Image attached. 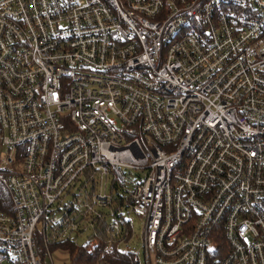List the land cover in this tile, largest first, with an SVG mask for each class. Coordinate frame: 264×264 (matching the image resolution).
I'll return each instance as SVG.
<instances>
[{"label":"built area","instance_id":"obj_1","mask_svg":"<svg viewBox=\"0 0 264 264\" xmlns=\"http://www.w3.org/2000/svg\"><path fill=\"white\" fill-rule=\"evenodd\" d=\"M0 188V264H264V0H0Z\"/></svg>","mask_w":264,"mask_h":264},{"label":"trees","instance_id":"obj_2","mask_svg":"<svg viewBox=\"0 0 264 264\" xmlns=\"http://www.w3.org/2000/svg\"><path fill=\"white\" fill-rule=\"evenodd\" d=\"M7 197L0 188V207H5ZM5 202V203H4ZM97 235L84 245H78L73 240H65L53 247H60L68 253L70 264H96L98 256L104 253L105 233L102 229H97ZM103 261L106 264H141L140 260L133 254H123L118 252L104 253Z\"/></svg>","mask_w":264,"mask_h":264},{"label":"rangeland","instance_id":"obj_3","mask_svg":"<svg viewBox=\"0 0 264 264\" xmlns=\"http://www.w3.org/2000/svg\"><path fill=\"white\" fill-rule=\"evenodd\" d=\"M5 152H6V150L3 149V153H5ZM138 174H139L138 172H131L130 174H128V176L130 177L131 180L136 181ZM108 187H109V183H108ZM72 192L73 191H71V193ZM64 199L67 202V204L72 203L73 196L70 194H66ZM83 199H84V195L77 201V204H80ZM104 212L107 213L108 210L106 209V210H104ZM124 219L130 220V223L134 228L135 234L139 235L141 232V226H142L140 220L134 214H130L128 216L126 212H124ZM108 222H111L110 219L108 220ZM37 229L39 230V226H37ZM74 235L75 234H73L72 236H74ZM85 239H86L85 235L78 237V240H77L78 244L79 245L84 244ZM44 264H70V257L68 255V253L61 250L60 247L55 248V247L51 246L50 247V259L48 257H46L44 259Z\"/></svg>","mask_w":264,"mask_h":264}]
</instances>
